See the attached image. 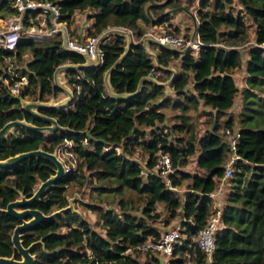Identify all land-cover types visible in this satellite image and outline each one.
<instances>
[{"label":"trees","instance_id":"obj_1","mask_svg":"<svg viewBox=\"0 0 264 264\" xmlns=\"http://www.w3.org/2000/svg\"><path fill=\"white\" fill-rule=\"evenodd\" d=\"M47 1L58 7L59 21L70 23L75 11L86 13L91 19L85 28L89 36L110 27L125 28L137 36L144 31L141 25L169 20L165 14L153 16L155 5H148L149 0ZM13 2L0 0V18L16 12ZM169 4L173 1L156 6ZM173 7L177 8L175 4ZM37 13L27 10L23 25H37ZM196 16L200 46L194 54L145 43L158 66L174 65L167 95L163 87L147 81L135 95L123 100L107 94L104 72L124 45L122 38L110 36L100 45V66L63 74L72 90L70 104L60 110H41L54 117L62 129L40 133L18 127L0 139V160L35 149L53 152L70 142L66 150L77 160L74 169L32 208L49 214L65 207L67 185L75 182L82 187L85 171L99 182L90 186L91 192L118 198L113 203L109 196L105 206L82 202L95 215L92 224L80 211L67 210L23 232L24 247L38 241L31 247L34 264H204L206 256L197 246L196 235L211 213L208 194L221 182L232 153L236 159L231 175L223 182L224 203L219 205L220 224L215 228L208 264H264V96L260 95L264 90V0H197ZM163 26L174 34L179 31ZM24 54L30 57L20 68L3 67L5 60L19 61ZM82 61L78 53L61 47L58 35L42 43L22 35L11 50L0 47V127L16 119L44 124L23 112L19 99L6 90L4 80H10L11 73L26 78L17 96L47 100L59 93L52 85L54 68ZM241 67L244 86L239 91L232 72ZM151 69L161 82L170 75L156 66L140 43L131 44L126 56L110 71V86L115 93H132L138 80ZM238 95L235 126L233 116L226 111ZM167 108L170 116L163 111ZM197 117L204 119L201 132ZM225 129L238 134L233 152L224 141ZM137 149L145 157L143 164L133 158ZM159 153L167 154L170 161L171 172L166 179L152 170ZM190 161L193 167L186 169ZM53 171L54 166L43 158L0 168V256L14 254L18 259L10 241L17 221L1 209L19 193L29 196ZM172 221H177L179 244L165 262L153 252L138 249L147 238L154 241L168 229L160 230L158 222L168 226Z\"/></svg>","mask_w":264,"mask_h":264},{"label":"built area","instance_id":"obj_2","mask_svg":"<svg viewBox=\"0 0 264 264\" xmlns=\"http://www.w3.org/2000/svg\"><path fill=\"white\" fill-rule=\"evenodd\" d=\"M13 6L16 10L14 14H11L5 18L0 19V47L11 50L14 47L15 41L24 35L30 37L35 42H41L54 38L55 36L64 35L66 41V47L73 50L78 54H86L89 58L94 57V44L97 36L82 35V38L77 40L70 35L69 23L59 21V10L58 7L50 1L43 0H14ZM27 10L38 11L39 21L37 25H31L25 27L23 25V14ZM192 22L196 28L198 22L195 15L191 16ZM112 28V27H110ZM120 28V27H117ZM108 29V28H107ZM127 30L131 36V40L134 44L141 43L146 39L155 41V45L176 49L184 50L188 54H194L199 46L200 41L197 34L192 35L193 27L186 32H179L178 34L171 33L167 27L156 24L150 25L141 34L134 36L130 30ZM264 46V45H262ZM101 51L99 50V62H101ZM148 75L156 78L157 73H153L152 69ZM10 80H4L5 88L11 95L17 96L20 90L26 85V78L22 75H16L14 72L11 73ZM238 134L236 131L224 130V141L231 152L234 151V145ZM70 147V142L66 141L61 146L56 148L54 151L57 158L61 161L63 170L65 173L74 169L76 158L68 152L66 149ZM236 159L234 153L230 154L228 160L224 165L223 177L220 184L215 191L208 194L211 199V213L209 214L206 223L202 228L199 229L196 235V242L199 249L204 253L206 264L210 261L211 252L214 249V232L220 224V206L216 201V196L223 194L224 187L223 182L231 175V164ZM156 163L152 169L154 173L166 179L168 173L171 172L170 161L165 153H159L156 157ZM167 184L168 181L166 180ZM179 229L177 226L171 227L160 233L158 239L152 241L147 238L138 249L141 251L153 252L160 256L161 261L165 262L166 258L171 255V252L175 245L179 244Z\"/></svg>","mask_w":264,"mask_h":264},{"label":"water","instance_id":"obj_3","mask_svg":"<svg viewBox=\"0 0 264 264\" xmlns=\"http://www.w3.org/2000/svg\"><path fill=\"white\" fill-rule=\"evenodd\" d=\"M194 33H195V29L193 27V32L191 37L193 36ZM110 36H117L124 40L122 52L113 62V64L104 72L103 75V85L104 87H106L107 93L111 98L116 100H123L135 95L138 92L140 85L143 81L151 82L157 86H161L164 88L165 93L168 92L169 90L168 85L174 75L175 70L170 67L162 68L157 65L155 54L153 52L148 51L145 45V42L155 44V41L151 39H146L142 41L141 45L145 49L147 54L153 59L154 63L158 68L170 72L169 77L165 81L161 82L158 81L156 78L152 77L151 75L147 74L138 80L136 89L132 93H115L113 91L109 83V73L126 56L133 42L127 30L117 27L108 28L100 32L99 35L97 36V39L94 44L93 58H89L86 54H79L83 58L82 62L80 63L67 62L60 64L54 68L52 72V85L64 95L62 99L55 101H53V99L41 100L40 97L37 96L36 99L34 100L26 101L20 96H16L19 99L21 110L26 114L30 115L31 117L40 120L44 124L34 125L30 122H26L23 119L7 121L0 127V139L4 138L9 133H11L12 129L18 127L40 133H54L62 129L57 124L56 119L54 117L48 116L41 112V110L48 111V110L63 109L67 107L72 101L73 98L72 90L71 88H68L69 86L66 84L65 80L64 81L61 80L59 75L61 73L64 74L71 70H81V69L94 68L100 66L101 65V62H99L100 45L105 39L109 38ZM61 47L64 50L73 51L66 47V41L63 34H61ZM183 51L184 50H181V52ZM29 158H43L49 161L54 166V171L53 174H51L49 177L40 181L29 196H25L19 193V196L16 199L8 202L5 205V207L1 209L3 213H5L6 215L10 216L11 218L17 221V224L12 229L10 235V241L13 250L18 255V259L14 257V254H11L9 257L0 256V264H34V255L31 254V247L38 241L33 242L28 246L24 247L21 242L22 233L33 229L44 220L55 218L56 216L60 215L61 213L67 210L77 212V210H75L72 205L73 198L67 202V205L65 207L54 210L49 214H44L41 211L31 207L32 204L40 200L42 195L50 187H52L54 184H56L63 178L65 172L63 170L61 161L56 156L55 151L47 152L42 149H35V150L17 153L3 160H0V168H10L15 164L19 163L20 161Z\"/></svg>","mask_w":264,"mask_h":264},{"label":"rangeland","instance_id":"obj_4","mask_svg":"<svg viewBox=\"0 0 264 264\" xmlns=\"http://www.w3.org/2000/svg\"><path fill=\"white\" fill-rule=\"evenodd\" d=\"M172 1H173V4H169L168 6H165V7L156 6L158 4L163 5L165 0H149V2L147 4L148 5H155V6H153L154 9L151 10L153 16H155L156 14H159V13L161 15L165 14L168 16L169 20L167 22L162 23V25L164 24V25H169V26L173 27V26H175V22H176V24H178V23H181L182 20L189 19V21H187V27L183 29L184 30L183 32H186L190 29L189 27H190V24L192 22L191 16L195 15V17L197 18V16H196L197 0H172ZM174 4L177 6L176 9H174V7L172 8V6ZM80 14H81L80 18H77V19L84 20L85 19L84 13H80ZM187 14H189V15L187 16ZM39 20H40L39 17H37V21H39ZM172 20L174 23L172 22ZM71 24H72V21L70 22V25ZM77 25H78V23L73 24V26H75V27ZM141 26H142L141 27L142 30H145V29H147V27L149 25H146V26L141 25ZM76 28H78V27H76ZM75 30L76 29H74V28L71 29V36L73 38L79 40L80 38H82V36L77 37V34H75ZM84 35H85V32H84ZM48 40L41 41V43L48 41ZM36 43H40V42H36ZM241 55L242 56L245 55V52L243 50L241 51ZM29 57H30L29 54H24L22 56V59L19 61L15 60V59L5 60L3 63V67H5V68L7 67V70H12L14 68H20L21 66H23L24 62ZM177 62L178 61H175L174 64H176ZM168 67L174 69V65H173V67L171 65ZM232 73L234 75V80H235L237 87L243 85L244 84L243 70L242 69H236ZM60 75H61L60 76L61 80H63L64 79L63 74H60ZM68 88H70V87H68ZM169 92H170V89L168 90L167 93H165V92L164 93L167 95ZM260 95L264 96V90L260 93ZM63 97H64V95L59 92L57 95H55V97H49V98H47V100L53 99V101H55V100H60ZM23 99L26 101H31V100H34L36 98L23 97ZM239 104L237 103V99H236L231 113H227L228 115L233 116L232 118H233V123L235 126H237V115H236V113H237ZM163 111L165 112L166 116H170V114L172 113L168 108L164 109ZM203 120H204L203 117H197L195 119L198 132H201V130L204 128V124L202 123ZM167 122H169V121H167ZM235 126H233V128H235ZM116 150L118 151V149H116ZM133 158L138 160L140 164H143V161L145 160L143 153H141V151L139 149L135 150V152L133 154ZM192 167H193V162L190 161V163L186 166V169H191ZM88 173H89V171L84 172V179H82V182H83L82 187L81 186L79 187L75 182L69 183L65 189V195L67 197V202L73 198V202L71 201L73 208L76 210H79L82 213V215L85 217V219H87L92 224L93 220L95 219L94 213L92 211L85 209V206L81 203L82 202H96V203L103 204L105 206V205H107L105 200L106 199L108 200L109 196L112 197L113 203L118 198H117V196H112V195H108V194L96 195L94 192H91L90 186L98 185L99 182H97L93 177L89 176ZM182 190H183V188L179 189V191H182ZM95 197H96V199H95ZM157 207L160 208V206H157ZM176 225H177V221H172L168 226H163L162 223H160V222L157 223V226L160 228V230H164L166 228H170L171 226H176ZM144 252H142V253H144ZM139 258L141 261H143L144 256L142 254H140Z\"/></svg>","mask_w":264,"mask_h":264},{"label":"crops","instance_id":"obj_5","mask_svg":"<svg viewBox=\"0 0 264 264\" xmlns=\"http://www.w3.org/2000/svg\"><path fill=\"white\" fill-rule=\"evenodd\" d=\"M234 2V1H233ZM235 3V2H234ZM86 13H84V17H85V19L84 20H80V19H77V18H80V16H81V14L79 13V12H74L73 13V15H72V24L70 25V23H69V27H70V30L72 29V28H74V29H76L75 30V34H77V37H81L82 35H84V32H85V28L88 26V25H90V23H91V19L90 18H87L86 17ZM189 14H187V16H188ZM187 21H189V19H186V20H182L181 21V23H178V24H176V22H175V26H173V27H177V28H179V32H182L183 31V29L184 28H186L187 27ZM172 22H173V20H172ZM75 23H78V25L76 26V27H78V28H76L75 26H73V24H75ZM174 23V22H173ZM191 27V26H190ZM70 35H71V33H70ZM243 51L245 52V55L244 56H242V58H243V61H245L246 59H247V53H246V49H243ZM241 69L243 70V67H241ZM62 74V73H61ZM59 76H61V75H59ZM233 77H234V75H233ZM243 77H244V73H243ZM64 80V79H63ZM244 86V84L243 85H241V86H239L238 87V89H239V91L242 89V87ZM105 88V91L107 92V90H106V87H104ZM239 91H238V93H239ZM61 93V92H60ZM108 94V93H107ZM237 99V103L239 104L240 103V100H239V95L238 96H236L235 97V100ZM234 103H235V101H234ZM233 107H234V104L231 106V108L230 109H228L227 111H226V114L227 113H231V111H232V109H233ZM236 107V106H235ZM239 107H240V104H239ZM239 107H238V110H239ZM238 110H237V112H238ZM220 184V183H219ZM218 184V185H219ZM223 186H225L224 184H223ZM218 187V186H217ZM217 189V188H216ZM215 189V190H216ZM214 190V191H215ZM216 201L218 202V204L219 205H223V203H224V197H223V194H219V195H217L216 196ZM76 210V209H75ZM77 212H79V210H77ZM94 221V220H93ZM174 227V226H173ZM204 264H206V263H204Z\"/></svg>","mask_w":264,"mask_h":264},{"label":"clouds","instance_id":"obj_6","mask_svg":"<svg viewBox=\"0 0 264 264\" xmlns=\"http://www.w3.org/2000/svg\"><path fill=\"white\" fill-rule=\"evenodd\" d=\"M0 19H1V18H0ZM196 19H197V18H196ZM197 22H198V21H197ZM194 24H195L194 22H191L190 26H191V27H194V29H195V33H196V28H195ZM161 25H162V24H161ZM197 25H198V24H197ZM149 26H150V25H149ZM191 27H189V28H191ZM196 27H197V26H196ZM178 29H179V28H178ZM183 31H184V30H183ZM70 32H71V31H70ZM192 32H193V31H192ZM178 33H179V31H178ZM178 33H176V34H178ZM195 33H194V34H195ZM60 39H61V38H60ZM17 40H18V39H17ZM17 40H16V41H17ZM16 41H15V42H16ZM145 43H146V42H145ZM132 44H134V43H132ZM140 44H141V43H140ZM153 44H154V43H153ZM154 45H155V44H154ZM155 46H157V45H155ZM179 51H180V50H179ZM180 52H181V51H180ZM190 55H191V54H190Z\"/></svg>","mask_w":264,"mask_h":264}]
</instances>
